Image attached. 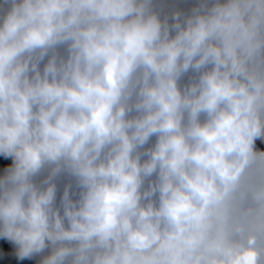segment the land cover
Returning <instances> with one entry per match:
<instances>
[{
	"label": "clouds",
	"instance_id": "9594fccd",
	"mask_svg": "<svg viewBox=\"0 0 264 264\" xmlns=\"http://www.w3.org/2000/svg\"><path fill=\"white\" fill-rule=\"evenodd\" d=\"M0 264H264V0H0Z\"/></svg>",
	"mask_w": 264,
	"mask_h": 264
}]
</instances>
